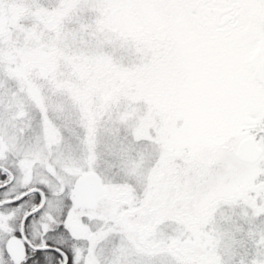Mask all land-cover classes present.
Returning a JSON list of instances; mask_svg holds the SVG:
<instances>
[{"label":"snow or ice","instance_id":"6c2138e0","mask_svg":"<svg viewBox=\"0 0 264 264\" xmlns=\"http://www.w3.org/2000/svg\"><path fill=\"white\" fill-rule=\"evenodd\" d=\"M0 264H264V0H0Z\"/></svg>","mask_w":264,"mask_h":264}]
</instances>
